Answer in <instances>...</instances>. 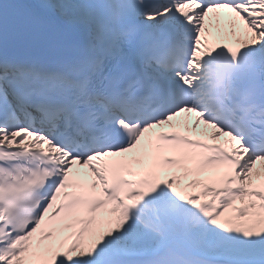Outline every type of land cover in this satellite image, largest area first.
I'll use <instances>...</instances> for the list:
<instances>
[{
  "label": "snow or ice",
  "instance_id": "6c2138e0",
  "mask_svg": "<svg viewBox=\"0 0 264 264\" xmlns=\"http://www.w3.org/2000/svg\"><path fill=\"white\" fill-rule=\"evenodd\" d=\"M0 264H264V0H0Z\"/></svg>",
  "mask_w": 264,
  "mask_h": 264
}]
</instances>
